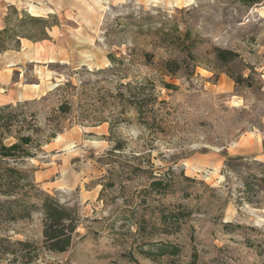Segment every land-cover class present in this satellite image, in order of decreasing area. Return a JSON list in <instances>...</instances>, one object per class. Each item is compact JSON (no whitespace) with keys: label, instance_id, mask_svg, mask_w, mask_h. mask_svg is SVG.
<instances>
[{"label":"rangeland","instance_id":"rangeland-1","mask_svg":"<svg viewBox=\"0 0 264 264\" xmlns=\"http://www.w3.org/2000/svg\"><path fill=\"white\" fill-rule=\"evenodd\" d=\"M40 7L36 16L19 0H0V30L34 33L21 22L25 15L50 26L49 39L0 49V105L75 86L41 106L44 116L64 101L73 109L60 137L25 164L43 190L78 210L81 223L67 251L41 248L34 264H264V203H240V179L224 172L226 155L264 162V1L49 0ZM217 48L238 57L219 64ZM169 58L181 66L174 77L160 70ZM237 76L251 79L239 84ZM150 80L166 101L160 131L144 127L119 98L122 83ZM119 141L124 151L112 152ZM152 173L173 180L174 193L150 191ZM162 213L179 217L165 225ZM0 232L43 247V215ZM174 246L179 254H159Z\"/></svg>","mask_w":264,"mask_h":264},{"label":"trees","instance_id":"trees-1","mask_svg":"<svg viewBox=\"0 0 264 264\" xmlns=\"http://www.w3.org/2000/svg\"><path fill=\"white\" fill-rule=\"evenodd\" d=\"M264 0H246L249 5H255ZM35 29L10 28L9 25L0 30V49H8L10 43L20 46L22 38L38 41L49 39L47 28L48 21L42 17L27 16L21 19ZM189 71L195 72L197 60L192 51L188 50ZM215 60L219 64L231 63L238 54L228 49H215ZM149 58L152 55L148 56ZM113 64L116 62L114 55L110 56ZM181 69L176 58H169L162 62L160 70L163 74L174 77ZM251 77L237 76V83L249 82ZM163 87L169 90L178 89V85L161 81ZM127 91H121L119 98L124 104L132 106L138 113L140 123L150 130H163L164 118L161 116L165 100L160 99L156 93L157 84L154 81L146 83L121 84ZM75 86L67 82L58 86L50 95L65 93L68 88ZM150 87V92L146 91ZM127 92V93H126ZM50 95L40 99L25 100L14 104L0 105V227L18 221L32 219L35 213L43 215V247L30 239H13L10 235L0 232V263L8 264H34L40 258L41 248L50 252L62 253L67 251L73 240L80 223L81 216L76 208L68 207L59 199L41 188L36 181L35 170L26 167V161L37 156L42 148L56 139L64 131L63 117L72 112V105L64 101L58 107L52 108L49 115L41 113V106L49 99ZM125 147L122 141L117 142L112 152H122ZM224 172L229 181L230 175L237 176L241 181L239 197L240 203L262 205L264 203V162L253 156L226 155ZM188 180H193L185 176ZM173 180L165 174H154L150 177L149 189L160 195L174 193ZM172 217L178 218L179 214L160 215V221L167 225ZM162 255H177L181 248L162 247ZM197 255H195L196 257Z\"/></svg>","mask_w":264,"mask_h":264},{"label":"built area","instance_id":"built-area-1","mask_svg":"<svg viewBox=\"0 0 264 264\" xmlns=\"http://www.w3.org/2000/svg\"><path fill=\"white\" fill-rule=\"evenodd\" d=\"M20 3L22 5H24V8L26 10H29L30 5H37V6H41V5H45L49 2V0H19Z\"/></svg>","mask_w":264,"mask_h":264},{"label":"bare ground","instance_id":"bare-ground-1","mask_svg":"<svg viewBox=\"0 0 264 264\" xmlns=\"http://www.w3.org/2000/svg\"><path fill=\"white\" fill-rule=\"evenodd\" d=\"M31 7H30V9H29V11L33 14V15H36V16H40L41 14H40V11H41V9L43 8V7H40V6H37V5H30ZM24 55L26 56V55H28V51H25L24 52ZM60 137V135L56 138V139H58Z\"/></svg>","mask_w":264,"mask_h":264}]
</instances>
